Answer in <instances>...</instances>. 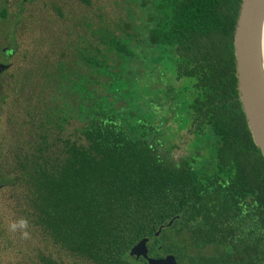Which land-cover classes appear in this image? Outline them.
<instances>
[{"label":"trees","instance_id":"1","mask_svg":"<svg viewBox=\"0 0 264 264\" xmlns=\"http://www.w3.org/2000/svg\"><path fill=\"white\" fill-rule=\"evenodd\" d=\"M241 4L127 0L119 33L101 28L91 47L81 38L85 48L70 59L79 100L68 117L82 126L71 132L62 109L43 120L26 111L17 179L0 184L20 189L16 206L29 225L91 264H142L129 256L142 239L151 256L178 264H264V158L240 101L234 49ZM103 80L100 94L84 87ZM178 129L196 141L175 157Z\"/></svg>","mask_w":264,"mask_h":264},{"label":"rangeland","instance_id":"2","mask_svg":"<svg viewBox=\"0 0 264 264\" xmlns=\"http://www.w3.org/2000/svg\"><path fill=\"white\" fill-rule=\"evenodd\" d=\"M89 1L90 4L79 0H11L10 17H5L6 11L0 7V56L7 57L8 64L7 71L0 74V184L7 186L10 180L17 179L13 161L19 148L26 147V131L31 127L25 123L26 111L43 120L44 112L62 109L70 120L67 128L71 132L82 126L77 118L68 117L76 115L79 96L71 92L81 81L70 59L75 58L77 47L85 48L78 44L82 37L93 41H88L91 47L99 42L93 33L101 28V36H105L108 27L119 33L118 26L127 21L131 9L127 0ZM114 65L112 71L118 66ZM103 81L96 85L86 83L84 87L91 93L105 92L101 88L107 80ZM175 133L179 147L174 154L186 155L193 149L196 135L184 129ZM5 186L0 188V264H40L38 252L52 256L60 264H91L54 246L29 225L16 206L20 189ZM202 253L210 254L211 249Z\"/></svg>","mask_w":264,"mask_h":264},{"label":"water","instance_id":"3","mask_svg":"<svg viewBox=\"0 0 264 264\" xmlns=\"http://www.w3.org/2000/svg\"><path fill=\"white\" fill-rule=\"evenodd\" d=\"M264 0H242L235 33L234 49L240 101L255 145L264 158ZM0 68H2L0 66ZM174 220L167 225L172 226ZM159 228L156 237L162 232ZM148 239H142L129 253L148 264H178L172 254L156 259L148 256Z\"/></svg>","mask_w":264,"mask_h":264},{"label":"flooded vegetation","instance_id":"4","mask_svg":"<svg viewBox=\"0 0 264 264\" xmlns=\"http://www.w3.org/2000/svg\"><path fill=\"white\" fill-rule=\"evenodd\" d=\"M10 1L11 0H0V7L2 9H4V11H6L5 17H7V16L10 17L12 15V13H13L10 10L11 8L9 7L10 6ZM18 26H19V24L16 27H18ZM6 60H7V57L0 56V66L2 67V68H0V74L4 73L8 69V67H7L8 64L5 63ZM175 157H178V156H175ZM147 245H148V256L150 258L162 259V258H165L167 255H169V254H167V255H163L161 257H153V256L150 255V252H149V240H148ZM161 248H162V245L159 244L157 246V249L161 250ZM131 259H133L135 261H138V262H142V264H148L147 261L144 258H142V257H140L139 259H136L135 257L134 258H131ZM177 263H178V261H177Z\"/></svg>","mask_w":264,"mask_h":264},{"label":"bare ground","instance_id":"5","mask_svg":"<svg viewBox=\"0 0 264 264\" xmlns=\"http://www.w3.org/2000/svg\"><path fill=\"white\" fill-rule=\"evenodd\" d=\"M263 51H264V28H263Z\"/></svg>","mask_w":264,"mask_h":264}]
</instances>
